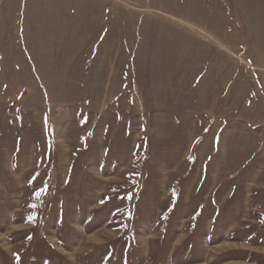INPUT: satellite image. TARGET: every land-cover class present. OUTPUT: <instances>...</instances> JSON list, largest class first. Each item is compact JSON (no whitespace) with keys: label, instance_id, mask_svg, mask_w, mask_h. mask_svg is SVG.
Instances as JSON below:
<instances>
[{"label":"rangeland","instance_id":"obj_1","mask_svg":"<svg viewBox=\"0 0 264 264\" xmlns=\"http://www.w3.org/2000/svg\"><path fill=\"white\" fill-rule=\"evenodd\" d=\"M0 264H264V0H0Z\"/></svg>","mask_w":264,"mask_h":264}]
</instances>
